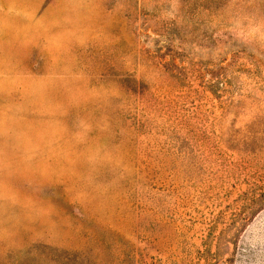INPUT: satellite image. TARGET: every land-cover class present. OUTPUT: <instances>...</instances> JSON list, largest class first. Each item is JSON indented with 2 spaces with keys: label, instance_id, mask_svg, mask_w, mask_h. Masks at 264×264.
I'll use <instances>...</instances> for the list:
<instances>
[{
  "label": "rangeland",
  "instance_id": "obj_1",
  "mask_svg": "<svg viewBox=\"0 0 264 264\" xmlns=\"http://www.w3.org/2000/svg\"><path fill=\"white\" fill-rule=\"evenodd\" d=\"M6 43L0 264H264V0H0Z\"/></svg>",
  "mask_w": 264,
  "mask_h": 264
},
{
  "label": "crops",
  "instance_id": "obj_2",
  "mask_svg": "<svg viewBox=\"0 0 264 264\" xmlns=\"http://www.w3.org/2000/svg\"><path fill=\"white\" fill-rule=\"evenodd\" d=\"M7 36H9V34ZM0 48L4 49V54H5L4 57H0V62H3L5 64V66L7 67L6 71L9 72V44L6 43L5 46L3 45ZM0 76H3V75L0 74ZM5 76L9 77V73H7ZM8 140H9V138H8ZM0 156L9 157V149L7 148V146H6V149L4 150V153H0Z\"/></svg>",
  "mask_w": 264,
  "mask_h": 264
}]
</instances>
